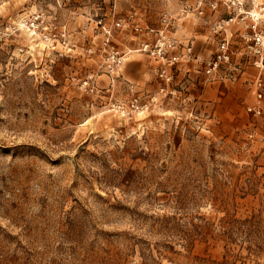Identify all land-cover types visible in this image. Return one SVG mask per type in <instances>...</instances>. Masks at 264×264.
<instances>
[{
    "label": "rangeland",
    "instance_id": "obj_1",
    "mask_svg": "<svg viewBox=\"0 0 264 264\" xmlns=\"http://www.w3.org/2000/svg\"><path fill=\"white\" fill-rule=\"evenodd\" d=\"M252 22L227 0H0V264H264Z\"/></svg>",
    "mask_w": 264,
    "mask_h": 264
},
{
    "label": "built area",
    "instance_id": "obj_2",
    "mask_svg": "<svg viewBox=\"0 0 264 264\" xmlns=\"http://www.w3.org/2000/svg\"><path fill=\"white\" fill-rule=\"evenodd\" d=\"M230 1L233 4H236L237 7V13L240 14L242 12L249 15L253 22L251 24H247V26H250L252 29V32L246 33L245 38L251 43H249V46L255 50V52H261L262 49H264V34L261 33L259 30H257V24L259 22V18L256 13L253 12V9L245 10L243 9V4L245 0H227ZM254 2V0H252ZM264 13V8H262ZM233 18H229L226 22H230ZM241 19H244V16H241ZM117 25L121 24V21H116ZM229 46L228 41H223L220 45V51L217 54L216 58L214 60L209 61V66L207 68V72H211L213 69H215L219 62L223 59L228 60L230 58L229 54ZM256 62H259V64L264 67V55H260L259 58L256 59ZM162 76H164L166 79H169L170 76L166 74L165 72L161 73ZM256 94H257V103L256 104H249L247 109L251 111L254 114H261L264 112V102H263V90H264V78L262 76H258L254 82Z\"/></svg>",
    "mask_w": 264,
    "mask_h": 264
},
{
    "label": "crops",
    "instance_id": "obj_3",
    "mask_svg": "<svg viewBox=\"0 0 264 264\" xmlns=\"http://www.w3.org/2000/svg\"><path fill=\"white\" fill-rule=\"evenodd\" d=\"M189 47H190V45H188ZM191 48H192V46H191ZM183 49H185V48H183ZM193 56H197V58H201V57H203V58H206V56L208 55H206V53L205 52H202V51H200L199 49H196L194 52H193V54H192ZM196 58V59H197Z\"/></svg>",
    "mask_w": 264,
    "mask_h": 264
}]
</instances>
